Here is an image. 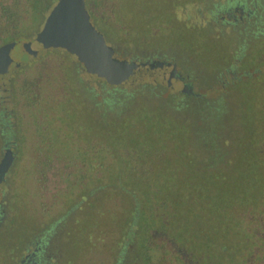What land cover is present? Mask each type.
I'll use <instances>...</instances> for the list:
<instances>
[{
  "label": "rangeland",
  "instance_id": "rangeland-1",
  "mask_svg": "<svg viewBox=\"0 0 264 264\" xmlns=\"http://www.w3.org/2000/svg\"><path fill=\"white\" fill-rule=\"evenodd\" d=\"M55 1L0 0V29L16 21L8 53L19 64L0 72V154L13 152L0 264L45 234L52 264H192L177 242L195 243L188 224L207 212L263 248L264 35L244 44L213 19L235 0H83L118 55L175 57L205 99L197 109L42 47L33 36Z\"/></svg>",
  "mask_w": 264,
  "mask_h": 264
},
{
  "label": "water",
  "instance_id": "water-1",
  "mask_svg": "<svg viewBox=\"0 0 264 264\" xmlns=\"http://www.w3.org/2000/svg\"><path fill=\"white\" fill-rule=\"evenodd\" d=\"M33 38L44 48L65 49L76 57L86 72L109 83L160 82L175 90L185 88L173 64L158 59L133 61L113 55V47L89 20L83 0H56ZM13 44L14 41H8L0 45V72L18 65L8 53ZM21 45L27 53H35L30 40L22 41Z\"/></svg>",
  "mask_w": 264,
  "mask_h": 264
},
{
  "label": "flooded vegetation",
  "instance_id": "flooded-vegetation-1",
  "mask_svg": "<svg viewBox=\"0 0 264 264\" xmlns=\"http://www.w3.org/2000/svg\"><path fill=\"white\" fill-rule=\"evenodd\" d=\"M246 2L247 4H245L244 0H235L232 4L224 7L218 13V22L220 23V25H222V27L225 26L229 35L231 34L234 37L236 36V38L239 41H242L244 44L249 42V40H251L252 38L264 35V27L256 23L258 15H261L260 12L264 10V8L261 7V5L264 4V0H248ZM86 12L91 23L101 32L105 41L113 47V55L117 56L118 58H125L127 60L133 61L149 62L158 59L166 64H173L178 74L182 76L185 82V88L183 90H175L165 86L160 82H135L133 84L138 83L140 86L157 85L159 87L160 85V87H166L172 93L179 96V99L183 103V106L191 107L192 105H195L196 109L198 107H201V102H204L205 99L202 98V94L194 86L193 80L191 78L193 76L189 74L188 71H183L180 68L175 57L158 52H151L148 55L141 56L125 55L123 53L118 55L116 45L110 43V41L107 39V34L105 33V31L101 29L95 23V21L92 20L91 17H89V13L87 10ZM219 30L221 31L222 29ZM219 34L224 35L222 31ZM9 41L15 42L14 39H11ZM80 66L83 68L81 63ZM128 95H130V93ZM200 114L202 115V113ZM12 159L13 152L11 151V146H3L0 154V184L4 183L5 181V174L9 170ZM9 216L10 212L8 209V204L5 198H3L2 193L0 192V228L4 223H7L10 220ZM49 241L50 240L48 238V235L46 234L37 237L33 241L31 247H26L23 249V251L18 255L16 261L13 264H52L51 260L53 254L48 244Z\"/></svg>",
  "mask_w": 264,
  "mask_h": 264
},
{
  "label": "trees",
  "instance_id": "trees-1",
  "mask_svg": "<svg viewBox=\"0 0 264 264\" xmlns=\"http://www.w3.org/2000/svg\"><path fill=\"white\" fill-rule=\"evenodd\" d=\"M261 7L264 8V4H262ZM8 11L9 9L6 5L1 6V14L7 16ZM260 13H264V10ZM213 17V19L217 20L219 18L217 15ZM10 28L11 30H9ZM14 28H16L15 18H12L10 23L7 20H3L0 29V45L14 38ZM199 28L200 27L196 28V30ZM196 30L190 29L188 32L186 31L182 34H184V37L187 35L188 37H192L196 35ZM181 37L182 36H178L179 39ZM241 47H243V44ZM113 100V98L104 97L102 102L105 105H109ZM202 212L207 211L205 210ZM231 222L233 221L226 220L225 218L220 221L208 212L207 215L204 216L195 214L191 217L188 224L190 226L188 232L194 235L195 240L193 241L195 243L186 244L183 240L178 239L179 242H177V247L190 254L189 256L193 261L192 264H264V247L260 249L257 247H250V244L246 242V228L239 227V229H237ZM174 239L176 240V238ZM178 251V249L175 250V259L181 261L178 255L180 251Z\"/></svg>",
  "mask_w": 264,
  "mask_h": 264
}]
</instances>
